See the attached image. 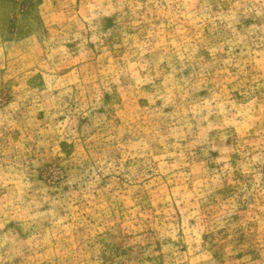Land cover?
Masks as SVG:
<instances>
[{
	"label": "rangeland",
	"instance_id": "rangeland-1",
	"mask_svg": "<svg viewBox=\"0 0 264 264\" xmlns=\"http://www.w3.org/2000/svg\"><path fill=\"white\" fill-rule=\"evenodd\" d=\"M94 2L0 0V264L261 259V6Z\"/></svg>",
	"mask_w": 264,
	"mask_h": 264
},
{
	"label": "clouds",
	"instance_id": "clouds-1",
	"mask_svg": "<svg viewBox=\"0 0 264 264\" xmlns=\"http://www.w3.org/2000/svg\"><path fill=\"white\" fill-rule=\"evenodd\" d=\"M255 3H258L261 6V11L259 14L264 16V0H255ZM88 7L92 9V14L89 17V19H95L96 17L100 15H110L113 11L119 10L121 5L114 3L113 0H95V2L93 4L88 5ZM93 39L98 41L99 37L94 36ZM261 162H264V161H261ZM203 184L204 186L208 188L209 191H211V185H208L206 181L203 182ZM200 188H201V184L198 182L197 190L193 193V195H195L197 198H199V195H200ZM181 202L187 205V207L185 208V226L184 227L186 230V235L188 233H191V235L189 236V243L192 245V247H190L189 252L191 253L193 251H199V247H198L200 243L199 234L203 231V228L201 227L200 223L197 224L195 229H191L187 225L188 220L194 217L199 219V217L197 216V213L193 211V206L190 204L187 197H185V199L182 200ZM130 223H135V221L130 219L129 224ZM176 231H178V229H172L170 232L167 231V229L164 230L165 235H170L174 241L178 240V238L175 235ZM262 231H264V228H262ZM134 242L138 244H143L146 241L144 240L143 237L137 236ZM167 251L173 254L177 253V250L172 245H169ZM94 254L98 255V252L94 250ZM202 259H209V258L204 254H202L200 257H196L195 259H190L189 255H184L183 257L174 255L173 258L169 259L168 264H198V261ZM89 264H102V261L97 259L95 261L89 262ZM116 264H128V262L117 261ZM156 264H158V262H156ZM253 264H264V252L261 253V259L257 261H253Z\"/></svg>",
	"mask_w": 264,
	"mask_h": 264
}]
</instances>
